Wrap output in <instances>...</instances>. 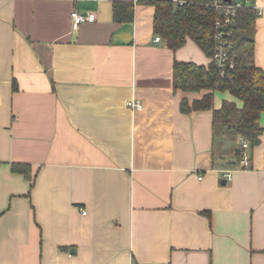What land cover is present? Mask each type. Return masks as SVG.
<instances>
[{
  "label": "crops",
  "instance_id": "crops-1",
  "mask_svg": "<svg viewBox=\"0 0 264 264\" xmlns=\"http://www.w3.org/2000/svg\"><path fill=\"white\" fill-rule=\"evenodd\" d=\"M115 1L0 0V264H264V130L242 167L239 136L179 109L204 92L172 88L175 60L210 58L155 42L152 5L115 21Z\"/></svg>",
  "mask_w": 264,
  "mask_h": 264
},
{
  "label": "trees",
  "instance_id": "trees-1",
  "mask_svg": "<svg viewBox=\"0 0 264 264\" xmlns=\"http://www.w3.org/2000/svg\"><path fill=\"white\" fill-rule=\"evenodd\" d=\"M211 0H145L143 3L154 8L152 29L171 50L184 45L191 39L210 58L207 65L192 61H174L172 88L174 91L200 92V98L188 102L182 98L179 109L210 110L212 123L225 127L227 135L239 136L250 147L256 146L264 128L260 118L264 114V71L254 61V40L240 39V35L253 26L256 11L245 8L238 11L233 26L234 68L226 76H221L211 56L213 52V31L215 12L208 6ZM142 3V2H141ZM134 5L128 0L113 3V19L129 22L133 18ZM216 92L228 93L232 99H223L214 107ZM237 102H240L238 105ZM13 173L32 180L30 166L25 163H12Z\"/></svg>",
  "mask_w": 264,
  "mask_h": 264
},
{
  "label": "built area",
  "instance_id": "built-area-1",
  "mask_svg": "<svg viewBox=\"0 0 264 264\" xmlns=\"http://www.w3.org/2000/svg\"><path fill=\"white\" fill-rule=\"evenodd\" d=\"M133 5L139 4L145 0H128ZM214 12V31H213V52L211 59L217 67L221 76L228 75L234 68V57L232 53L233 43L231 38L233 36V26L236 21V16L239 10L245 8H251L256 11V14H260L259 8L252 3L251 0H211L208 3ZM72 27L75 28L83 22H93L95 20V14L92 12L85 13L78 10H72L69 14ZM159 35H154L153 40L155 42L161 41ZM126 106L131 109L142 108V103L139 100L129 99L126 101ZM241 139V138H240ZM249 143L241 139V147L239 150L240 164L246 168L250 165L249 155ZM223 177L230 181L231 173L227 172L223 174ZM82 214L85 211L82 210Z\"/></svg>",
  "mask_w": 264,
  "mask_h": 264
},
{
  "label": "water",
  "instance_id": "water-1",
  "mask_svg": "<svg viewBox=\"0 0 264 264\" xmlns=\"http://www.w3.org/2000/svg\"><path fill=\"white\" fill-rule=\"evenodd\" d=\"M240 39H252L253 38V26H251L247 32L243 33L239 37Z\"/></svg>",
  "mask_w": 264,
  "mask_h": 264
},
{
  "label": "rangeland",
  "instance_id": "rangeland-1",
  "mask_svg": "<svg viewBox=\"0 0 264 264\" xmlns=\"http://www.w3.org/2000/svg\"><path fill=\"white\" fill-rule=\"evenodd\" d=\"M143 3V2H142ZM233 135V134H232ZM234 136V135H233Z\"/></svg>",
  "mask_w": 264,
  "mask_h": 264
}]
</instances>
